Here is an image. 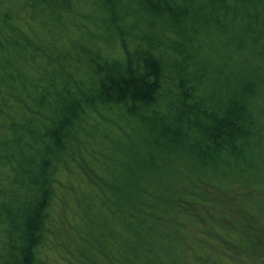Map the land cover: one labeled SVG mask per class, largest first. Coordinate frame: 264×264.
Returning a JSON list of instances; mask_svg holds the SVG:
<instances>
[{
	"label": "trees",
	"instance_id": "obj_1",
	"mask_svg": "<svg viewBox=\"0 0 264 264\" xmlns=\"http://www.w3.org/2000/svg\"><path fill=\"white\" fill-rule=\"evenodd\" d=\"M64 195L83 264H264V0H0V264Z\"/></svg>",
	"mask_w": 264,
	"mask_h": 264
},
{
	"label": "rangeland",
	"instance_id": "obj_2",
	"mask_svg": "<svg viewBox=\"0 0 264 264\" xmlns=\"http://www.w3.org/2000/svg\"><path fill=\"white\" fill-rule=\"evenodd\" d=\"M63 191L67 192L64 189ZM60 194H62L61 191ZM64 200L66 205H60L54 215L55 225L58 230L49 236L48 246L43 250L44 264H83L82 260H76L74 254L69 255L70 252H68V220L76 223V228H80L82 224L79 220V214L82 213L81 206L74 199L69 198V204L74 209L71 215L68 213L67 208L68 195H64ZM95 257L97 258V256Z\"/></svg>",
	"mask_w": 264,
	"mask_h": 264
}]
</instances>
